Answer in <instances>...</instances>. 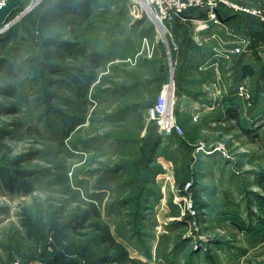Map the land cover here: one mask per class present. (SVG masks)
Returning <instances> with one entry per match:
<instances>
[{
	"label": "rangeland",
	"instance_id": "1",
	"mask_svg": "<svg viewBox=\"0 0 264 264\" xmlns=\"http://www.w3.org/2000/svg\"><path fill=\"white\" fill-rule=\"evenodd\" d=\"M213 1L221 24L208 23L210 36L246 44L204 90L230 93L243 60L250 102L242 124L205 130L177 111L183 135H167L148 112L173 74L178 100L179 26L204 43V10L164 36L133 0H70L61 14L63 0H22L0 34V168L32 189L0 179V264H47L27 258V218L48 248L75 244L82 264H115L95 222L140 264H264V20L233 8L264 12V0ZM195 78L180 84L196 96ZM92 203L100 218L83 223Z\"/></svg>",
	"mask_w": 264,
	"mask_h": 264
},
{
	"label": "crops",
	"instance_id": "2",
	"mask_svg": "<svg viewBox=\"0 0 264 264\" xmlns=\"http://www.w3.org/2000/svg\"><path fill=\"white\" fill-rule=\"evenodd\" d=\"M179 28H183L184 30L182 31H184L185 34L184 38H181V43L183 46L180 50L181 54L178 57V70L176 72L177 82L179 85L177 89L178 100L176 104V112L182 111L184 114L188 115L189 122L195 125L196 129H198L199 126H202L203 130L207 129V127L214 128L212 125H221L223 122L235 125H238V123L242 124L243 118L241 116V109L243 108V100L236 95V92L238 85L242 83L241 81L244 77L242 68L243 60H240V71L242 74L238 75L237 72L235 73V77L231 82L232 84L230 86V93L225 94L222 92L218 94V92L213 93L206 91L204 88L207 83H212L210 81L213 79L214 82L217 79V82H219V80L222 78L220 70H222L221 66L224 62H220L218 65H215L214 62L209 61L213 46L209 40V37L204 42V44L201 45L194 38L188 39L190 34H187V32L190 31L191 28H185V24L179 26ZM192 31L194 34H198L196 29ZM213 31L214 28L211 27L204 30L202 34H207L206 36H210L211 32ZM191 74H194L196 78L194 80H188V82L190 84L194 83L196 86L200 85L202 87L200 88L202 91L196 96L191 94L189 92L190 90L182 88L180 84L182 82L181 79L187 81V77ZM193 117L197 118L193 119ZM240 130L242 132L241 127ZM180 139L183 140L182 142L179 141V143H183L181 146L188 147V141L186 139L184 140V138ZM204 155L205 157L209 156L205 153ZM201 157L204 158V156ZM208 159H211V157Z\"/></svg>",
	"mask_w": 264,
	"mask_h": 264
},
{
	"label": "built area",
	"instance_id": "3",
	"mask_svg": "<svg viewBox=\"0 0 264 264\" xmlns=\"http://www.w3.org/2000/svg\"><path fill=\"white\" fill-rule=\"evenodd\" d=\"M142 8L144 14L149 17L156 25L157 30L164 35L173 33L172 21L174 18H181L184 20V15L187 12L194 10H204L206 17L203 20H196L195 23L201 24L200 29L203 31L208 29L209 22L220 26L217 13V3L213 0H133ZM7 2H0V8ZM236 10H243L247 14L260 16L264 20V12H254L250 9H241L238 6L233 5ZM198 29V28H197ZM196 29V30H197ZM195 40L203 45L204 43L199 41L198 37ZM209 40L215 41L212 46V54L210 57L211 62L218 65L220 62H224L232 59L237 54H240L243 50V46L246 44V40L240 39L238 41H226L213 34L209 37ZM174 47L177 45L173 42ZM171 60V57H170ZM172 61V60H171ZM171 73L174 71L171 68ZM236 95L242 98L243 101L250 102V94L244 84H239L237 87ZM176 82L174 74L170 77V80L165 84L156 100L154 106L149 109V116L152 120L158 123L160 129L167 135H183L182 129L178 126L175 120L176 114ZM203 153L210 155L213 150L208 148L201 149Z\"/></svg>",
	"mask_w": 264,
	"mask_h": 264
},
{
	"label": "trees",
	"instance_id": "4",
	"mask_svg": "<svg viewBox=\"0 0 264 264\" xmlns=\"http://www.w3.org/2000/svg\"><path fill=\"white\" fill-rule=\"evenodd\" d=\"M70 0H63L58 4V9L60 14L65 11L68 12L70 7L68 4ZM58 14V15H60ZM41 21L43 24H48L49 20H46V17H42ZM101 61H97L94 59L93 65L96 67H100L105 69L106 62L108 58L100 57ZM244 75H252V70L249 66L243 67ZM1 147L3 146L0 144ZM19 180L14 178L7 170L0 168V179L4 182L7 187L15 188L16 190L19 189L21 191L29 192L32 189V182L26 179L24 174H18ZM199 194H196L198 197ZM90 218L99 219L100 214L97 210V207L94 203H92L89 207V210L85 214L83 218V223L88 221ZM92 228L101 234V240L103 244L109 246L110 249L114 252L112 258L107 260L109 263L114 262L115 264H140L135 259L130 258L128 250L123 246L121 243L115 240L114 236L111 233L110 227L106 224H101L100 222H95L91 224ZM24 227L26 229V234L31 243L34 245L30 254L27 255V258L33 257L36 259L35 261L39 260L45 262L47 264H82L79 261H73V258L78 254L79 249L75 244H70L65 248L64 251H59L56 247L48 248L45 246L44 243L46 242L47 238L41 234L37 226L31 219L27 218L24 222ZM13 261V258L10 259V263Z\"/></svg>",
	"mask_w": 264,
	"mask_h": 264
},
{
	"label": "water",
	"instance_id": "5",
	"mask_svg": "<svg viewBox=\"0 0 264 264\" xmlns=\"http://www.w3.org/2000/svg\"><path fill=\"white\" fill-rule=\"evenodd\" d=\"M21 2L22 0H10L0 8V34L3 30H6L9 27V25L7 26L6 23L9 21L11 15L14 13Z\"/></svg>",
	"mask_w": 264,
	"mask_h": 264
}]
</instances>
